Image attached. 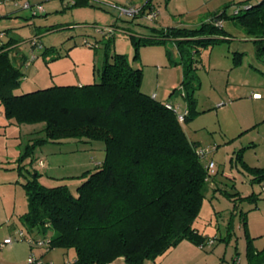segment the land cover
<instances>
[{"label":"rangeland","instance_id":"rangeland-1","mask_svg":"<svg viewBox=\"0 0 264 264\" xmlns=\"http://www.w3.org/2000/svg\"><path fill=\"white\" fill-rule=\"evenodd\" d=\"M131 1L139 0H88V4L81 6L75 5L74 0H29L31 4H41L43 10L33 14L30 8H20L19 21L9 22L17 25L10 28V36L18 41V51L33 59L31 66L21 65L25 74L22 86L28 82L34 89L40 87L35 82L48 86L71 84L77 79L83 83L97 81V69L107 48L110 53H124L133 68H142L143 92L157 95L160 101H176V110L184 113L180 88L183 63L191 64L189 74H195L200 82L193 95L195 106L201 111L183 122L188 137L198 140L202 147L211 149L216 145L206 158L213 159L219 173L224 170L236 175L235 182L232 177L223 179L218 175L217 178L226 182L220 184L221 189H238L242 196L255 192L256 196L236 199L235 208L222 191L209 189L194 221L198 230L208 237L204 245L181 240L144 264H264V186L262 182L251 181L236 155L240 150L248 164L264 167V51L254 46L244 28L228 18L222 24L230 39L199 45L197 52L194 41L178 42L170 36L157 43H133V38L158 34L153 32V27L192 28L217 10L225 8L230 14L242 0H151L159 11L153 19L145 17L143 12H121L119 7L138 6V2ZM109 25L113 28H108ZM96 27H105L107 32H98ZM32 38L43 46L34 47L35 55L30 49ZM55 55L58 57L49 59ZM2 107L1 104L0 111ZM32 125L40 129L43 123ZM41 135L43 131L19 132L16 125H10L7 131L0 130V212L9 204L17 210L28 205L27 194L19 182L26 179L25 167L39 171L40 180L47 186L67 183L74 191L75 184L82 181L81 174L93 170L104 159L102 141L75 138L34 146L32 157L20 158L33 138ZM31 158L35 161L29 163ZM39 158L45 161V167L38 165ZM248 246L251 260L246 253ZM73 253V249L56 247L45 251L43 259L34 257L43 264H51L50 259L62 263ZM20 264H28V259Z\"/></svg>","mask_w":264,"mask_h":264},{"label":"trees","instance_id":"trees-1","mask_svg":"<svg viewBox=\"0 0 264 264\" xmlns=\"http://www.w3.org/2000/svg\"><path fill=\"white\" fill-rule=\"evenodd\" d=\"M88 3L74 0L75 5ZM146 5L135 13L147 16ZM226 18L244 28L256 48L264 51V0H242L230 14L225 8L217 10L197 27H153L158 34L133 38V43H157L170 36L178 42L194 41L197 52L199 45L227 39L222 24ZM95 30L107 32L105 27ZM13 43L0 42L4 115L19 124L43 123L36 130L43 135L34 137L20 158L32 157L34 146L48 142L75 138L104 143V159L81 174L74 191L67 183L47 186L39 171L24 166L27 175L23 173L26 179L20 183L28 205L19 219L29 230L45 235L47 248L73 249L74 261L68 264H108L118 257L126 264H144L181 240L203 246L208 237L194 221L209 189L222 191L235 208L236 199L256 196L255 192L241 196L239 190L221 189L220 184L226 182L217 178V168L207 170V158L195 151L201 145L186 135L183 122L198 112L193 91L200 82L189 74L191 64L183 63L180 88L187 110L180 121L181 112L174 104L141 90L142 68H133L124 53L104 49L97 81L24 89V71L11 54ZM31 45L43 47L36 38ZM236 155L242 169L252 175L251 181L264 186V168L248 165L240 150ZM247 248L251 260L252 251Z\"/></svg>","mask_w":264,"mask_h":264},{"label":"crops","instance_id":"crops-1","mask_svg":"<svg viewBox=\"0 0 264 264\" xmlns=\"http://www.w3.org/2000/svg\"><path fill=\"white\" fill-rule=\"evenodd\" d=\"M1 1L2 0H0V32H3V35L1 37V41H2V43H5V42L7 43L8 40L14 41V43L10 45V46H12L10 48L12 50L11 54H12L14 60L18 64H21L23 66H29L30 65V62L31 61L33 62V59H30L29 55H27L25 52H19L18 51V48L19 47L17 46V44H18L17 42L18 41L17 40L15 41V39L10 36V28L11 27H15L17 25H15L13 23H9V22H11L13 20H15V21L18 20L19 21L20 15L17 12V10L20 9V8H22V7L15 6L12 3V0H7V2L9 1L10 4H12V7L13 8H10L8 6V3L7 2H1ZM27 1H29V0H27ZM139 1H131V2H132V4L138 2L136 4V6L138 5L137 6L138 8L142 7L143 5H145L147 3V5L144 7V12L146 11V13L147 12H150V11H153V12H155L157 14V12H159L157 10L158 8L155 7V5L151 2V0H144L143 1V4L141 3L142 0H139ZM36 2H39V1H36ZM140 3H141V5H140ZM223 22L224 21H222V23ZM11 24H13V25H11ZM6 35L8 37H6V39H5V36ZM226 38L227 39H230L228 36H226ZM250 39H252V38H250ZM254 46L256 47L255 44H254ZM30 49L32 50V53L34 54L35 53L34 50H33L34 47L32 45H31ZM240 58L241 57L238 56V59L237 60L240 61ZM35 83L36 84L38 83L39 86H42L41 85L42 83H40V82H35ZM59 84H64V83H59ZM74 84H83V81L81 79H77V81ZM22 88L32 89V85H31V83H28L27 82L26 85L24 84L22 86ZM254 93H259V92L256 91ZM155 97L158 99L157 95H155ZM256 98H258V97H256ZM162 101H167V102H169L171 104L176 103V101L173 102L170 99H166V100H162ZM184 102H185V99H184ZM0 105H1V103H0ZM184 106L186 108L184 110V112H186V110H187L186 103H185ZM198 111L200 112L201 110H198ZM3 115H4V110H3V107H2V111H0V127H1V129L3 131H7L8 128L10 127V125H12V126L13 125H16L18 127L19 132L20 131H23L25 133H33V132H36V130H37V128L36 127H33V125H31V124H24V123L19 124V123L15 122V121H13L11 119L10 120L7 119L5 117V115L4 116ZM7 125H9V126L7 127ZM27 126H28V128L23 129V127H27ZM184 130H185V128H184ZM185 132H186V130H185ZM186 135L188 137L187 132H186ZM193 141H195L196 143H198L199 145H201V143L198 140H193ZM40 159L43 160L42 158H39L38 160H40ZM38 165L41 166L39 163H38ZM248 165H250V164H248ZM45 166H46V163L43 160V167H45ZM256 167H260V166H256ZM262 168H264V167H262ZM217 171H218L217 176L221 174L220 177L222 176V178H228V179H232L233 178V180L235 182V178L234 177H236V175H230L229 173H227L224 170L219 173V169L218 168H217ZM249 175H250V178H251L252 175L251 174H249ZM19 182H21V180ZM234 187H236L235 189H237V186L235 184H234ZM242 195L243 194H241V196ZM26 209H27V206H25V208H23V209H18L17 210V209H15L14 206H12L11 204H9V207L8 208L5 209V207H4V209L1 210V212H0V240H3L4 238H6L8 236H11V235H13L11 237L17 236V231L18 230H23L24 235H25V237H23V238L21 237V238L14 239L13 242H11L9 244H5L4 246L0 247V264H20L22 262V260H24V259L27 260L30 254H33L34 256L40 257V259H43L44 258L45 251H47L48 249H52V248H47L46 245H38L37 243H35L36 240L44 239V236L45 235H42L41 232H38L35 229L29 230L27 227H25L21 223V220L19 219V216L23 212H26ZM249 214H248V216H249ZM26 237H30L33 240V242H28V240L26 239ZM69 250H72V249H69ZM123 260H124L123 257H118V258H116L115 260H113L112 262H110L108 264H114L117 261H123ZM72 261H74V253H73V256L72 257L66 259V261H64L62 263H56L55 261H53L52 259H50L51 264H68V263H71ZM239 264H240V262H239Z\"/></svg>","mask_w":264,"mask_h":264},{"label":"built area","instance_id":"built-area-1","mask_svg":"<svg viewBox=\"0 0 264 264\" xmlns=\"http://www.w3.org/2000/svg\"><path fill=\"white\" fill-rule=\"evenodd\" d=\"M12 3L15 5V6H19V7H22V8H30L32 9V13L35 14L39 11H42L43 10V7L41 4H31L29 1L27 0H12ZM120 11L121 12H131V13H135L138 11V7H135L133 5H131V7L129 8H122V7H119ZM146 17H149V18H154L156 17V13L153 12V11H150L147 13V16ZM3 35V32H0V42H1V37ZM154 95V94H153ZM179 113V112H178ZM178 119L180 121H182L184 119V115L183 113H179L178 114ZM216 148V145H213L211 146V149H215ZM209 149L208 147H197L195 149L197 155L200 157V158H205L207 153L211 150ZM38 163L43 166V160H38ZM215 163L213 162V159H208L207 158V161H206V168L209 172H214L215 170ZM23 238L25 237L24 235V232L23 230H18L17 231V236H14V237H11V236H8L6 238H4L1 242H0V247L4 246L5 244H9L11 242L14 241V239H17V238ZM26 239L28 240V242H33V240L30 238V237H26ZM35 243H37L38 245H47V241L45 239H39V240H36ZM28 264H43V262L40 260V259H36L34 257L33 254H30L29 257H28Z\"/></svg>","mask_w":264,"mask_h":264}]
</instances>
